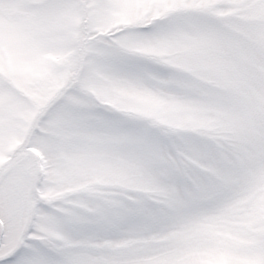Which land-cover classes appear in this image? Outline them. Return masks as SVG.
I'll return each instance as SVG.
<instances>
[{"label": "snow or ice", "instance_id": "1", "mask_svg": "<svg viewBox=\"0 0 264 264\" xmlns=\"http://www.w3.org/2000/svg\"><path fill=\"white\" fill-rule=\"evenodd\" d=\"M0 264H264V0H0Z\"/></svg>", "mask_w": 264, "mask_h": 264}]
</instances>
